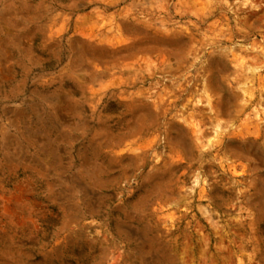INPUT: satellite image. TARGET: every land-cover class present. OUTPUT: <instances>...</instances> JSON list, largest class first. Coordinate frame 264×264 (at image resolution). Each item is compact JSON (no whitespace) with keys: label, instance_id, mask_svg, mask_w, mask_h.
<instances>
[{"label":"rangeland","instance_id":"374dc122","mask_svg":"<svg viewBox=\"0 0 264 264\" xmlns=\"http://www.w3.org/2000/svg\"><path fill=\"white\" fill-rule=\"evenodd\" d=\"M5 1L0 264H264V0Z\"/></svg>","mask_w":264,"mask_h":264},{"label":"bare ground","instance_id":"6f19581e","mask_svg":"<svg viewBox=\"0 0 264 264\" xmlns=\"http://www.w3.org/2000/svg\"><path fill=\"white\" fill-rule=\"evenodd\" d=\"M7 1V0H6ZM5 1V2H6ZM4 3V2H3ZM2 3V4H3ZM7 6V5H6ZM27 6V5H26ZM8 7V6H7ZM22 7H24V6H22ZM7 10V9H6ZM16 10V9H15ZM3 11H4V9H3ZM14 13V12H13ZM22 13V12H21ZM6 15H8V12L7 11H4L3 13H1V18H4V20L6 19L5 18V16ZM11 15V14H10ZM20 15V14H19ZM18 17H20V16H18ZM3 20V19H2ZM11 20H12V18H11ZM17 20V19H16ZM7 22H9L8 20H7ZM4 24H6V23H4ZM14 24V23H13ZM6 28H7V26H6ZM13 29V28H12ZM2 30V29H1ZM9 36V35H8ZM10 37V36H9ZM18 37V36H17ZM10 39V38H9ZM21 39V38H20ZM23 39V38H22ZM136 40H138V39H136ZM2 41H3V39H2ZM15 41V40H14ZM14 41H13V43H14ZM139 41V40H138ZM83 42V41H82ZM84 43V42H83ZM82 43V44H83ZM8 44V43H7ZM85 44V43H84ZM13 45H15V44H13ZM163 44H161V46H162ZM136 46V45H135ZM151 46V45H150ZM155 47V46H154ZM86 48V47H85ZM98 48V47H97ZM97 48H96V50H97ZM138 48V47H137ZM153 48V47H152ZM6 50V49H5ZM84 51V50H83ZM85 52V51H84ZM126 52V51H125ZM8 65V64H7ZM9 67V66H8ZM2 71V70H1ZM5 74V73H4ZM60 96V95H59ZM62 97H64V96H62ZM60 100V99H59ZM64 100V99H63ZM61 101V100H60ZM65 101V100H64ZM71 101V100H70ZM63 103V102H62ZM61 104V103H60ZM51 105V104H50ZM55 107V106H54ZM58 107V106H57ZM126 107H127V109H129V111H133V114L134 113H136L137 111L138 112H140L141 111V103L140 102H138L137 100H135V101H128L127 103H126ZM20 108V107H19ZM23 108V107H22ZM66 108V107H65ZM59 109V108H58ZM19 110V109H18ZM23 110V109H22ZM10 111V110H9ZM57 111H59V110H57ZM15 112V111H14ZM13 112V113H14ZM63 113V112H62ZM18 114V113H17ZM62 115V114H61ZM134 116V115H133ZM17 117V116H16ZM10 118V117H9ZM43 118V117H42ZM38 119V118H37ZM15 121V120H14ZM36 122V121H35ZM34 122V123H35ZM10 124V123H9ZM13 127V126H12ZM16 128V127H15ZM27 129V128H26ZM20 132V131H19ZM39 134V133H38ZM5 135V134H4ZM9 135V134H8ZM13 135H15V134H13ZM18 135V134H17ZM43 137V136H42ZM29 138V137H28ZM48 138V137H47ZM177 138V137H176ZM35 139V138H34ZM45 139V138H44ZM178 139V138H177ZM180 140H181V138H179ZM7 140H8V138H7ZM14 140V139H13ZM12 141V140H11ZM26 141V140H25ZM32 141V140H31ZM133 140H131V141H129V142H127L126 144H130L131 142H132ZM29 142V141H28ZM4 143V142H3ZM47 143H49V142H47ZM37 144V143H36ZM44 144V143H43ZM50 144V143H49ZM126 144H125V146H126ZM5 145V144H4ZM8 146V145H7ZM5 148V147H4ZM14 148V147H13ZM19 148V147H18ZM47 148V147H46ZM11 149V148H10ZM45 149V148H44ZM10 151V150H9ZM13 152V151H12ZM11 153V152H10ZM19 153V152H18ZM125 154H126V150L123 148V150H121L120 152H118V153H112V154H107V155H105L106 157H107V160L110 162V163H114V164H117V165H119V164H122L123 163V156H125ZM4 155V154H3ZM12 155V154H11ZM52 157V156H51ZM126 158H129V154H127L126 155ZM6 159V158H5ZM17 159V158H16ZM1 164V163H0ZM4 164V163H3ZM84 167H85V169L89 172L88 174H90L91 176H93V178L94 179H96V178H98L99 176V174H100V172H101V167H100V165L99 164H97L96 162H94V161H85L84 163ZM5 165V164H4ZM14 165V164H13ZM3 166L2 165H0V172L2 173V174H4L5 172H4V168H2ZM44 168V167H43ZM11 170V169H10ZM13 170V169H12ZM45 170V169H44ZM41 172V171H40ZM74 180H75V178H74ZM79 180V179H78ZM100 180V179H99ZM80 181H81V179H80ZM76 182V181H75ZM93 182V181H92ZM81 183V182H80ZM83 183V182H82ZM93 184V183H92ZM99 184V183H98ZM16 185H18V184H16ZM86 185V184H85ZM97 185V184H96ZM51 186V185H50ZM49 186V187H50ZM94 186V185H93ZM69 187V186H68ZM64 188V187H63ZM65 189V188H64ZM70 189V188H69ZM72 189V188H71ZM75 189V188H74ZM87 189V188H86ZM25 191V186H24V184H19V186H17L16 187V191L15 192H9L8 194H1L0 195V218H3V219H10V218H12V216H13V206L14 205H16V206H19L20 205V203H21V198H20V196H21V192H24ZM75 191V190H74ZM83 191V190H82ZM91 191V190H90ZM91 192H93V191H91ZM3 193V192H2ZM66 194V193H65ZM77 195V194H76ZM65 196V195H64ZM52 197H53V195H52ZM69 197H71V196H69ZM75 197V196H74ZM60 199V198H59ZM58 200V199H57ZM62 200H64V199H62ZM59 201V200H58ZM57 201V202H58ZM30 205V204H29ZM24 214V213H23ZM16 215V214H15ZM25 220H23V221H28L29 220V218L27 217V216H25V217H23ZM13 222V221H12ZM17 223V222H16ZM2 252V251H1ZM4 252V251H3ZM7 255H8V253H7ZM2 260V259H1ZM150 263V262H149ZM25 264V263H24ZM151 264V263H150Z\"/></svg>","mask_w":264,"mask_h":264}]
</instances>
